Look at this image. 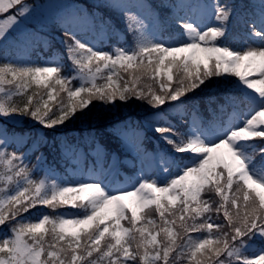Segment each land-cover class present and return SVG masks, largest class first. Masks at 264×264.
<instances>
[{
	"label": "snow or ice",
	"instance_id": "1",
	"mask_svg": "<svg viewBox=\"0 0 264 264\" xmlns=\"http://www.w3.org/2000/svg\"><path fill=\"white\" fill-rule=\"evenodd\" d=\"M0 264H264V0H0Z\"/></svg>",
	"mask_w": 264,
	"mask_h": 264
},
{
	"label": "rangeland",
	"instance_id": "2",
	"mask_svg": "<svg viewBox=\"0 0 264 264\" xmlns=\"http://www.w3.org/2000/svg\"><path fill=\"white\" fill-rule=\"evenodd\" d=\"M129 199H132V198H129Z\"/></svg>",
	"mask_w": 264,
	"mask_h": 264
}]
</instances>
